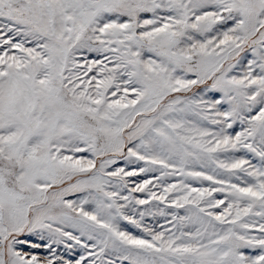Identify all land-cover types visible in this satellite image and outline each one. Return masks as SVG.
<instances>
[{
  "label": "snow or ice",
  "instance_id": "1",
  "mask_svg": "<svg viewBox=\"0 0 264 264\" xmlns=\"http://www.w3.org/2000/svg\"><path fill=\"white\" fill-rule=\"evenodd\" d=\"M0 264H264V0H0Z\"/></svg>",
  "mask_w": 264,
  "mask_h": 264
}]
</instances>
